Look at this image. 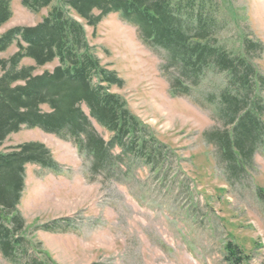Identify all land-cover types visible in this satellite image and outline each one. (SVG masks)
I'll return each mask as SVG.
<instances>
[{
  "label": "rangeland",
  "instance_id": "rangeland-1",
  "mask_svg": "<svg viewBox=\"0 0 264 264\" xmlns=\"http://www.w3.org/2000/svg\"><path fill=\"white\" fill-rule=\"evenodd\" d=\"M195 2L216 18L214 45L232 57L245 56L255 67L254 89L244 95L227 73L207 68L187 93L176 92L174 81L184 87L189 81L179 77L166 50L140 36L137 26L119 14L107 15L96 27L82 21L94 54L124 81L111 92L167 146L166 167L153 171L142 159L123 158L113 171L92 172L72 139L27 126L11 133L0 152L40 141L59 165L57 170L26 165L17 209L25 221L23 235L34 246L30 255L55 264H230L226 245L233 242L247 257L244 264H264V0ZM10 3L12 17L0 26V36L37 24L51 9L34 12L22 0ZM16 51L14 44L0 58ZM251 111L262 131L253 152L233 164L222 152L223 134H232ZM94 125L110 139L111 132ZM0 264L14 263L0 255Z\"/></svg>",
  "mask_w": 264,
  "mask_h": 264
},
{
  "label": "trees",
  "instance_id": "trees-1",
  "mask_svg": "<svg viewBox=\"0 0 264 264\" xmlns=\"http://www.w3.org/2000/svg\"><path fill=\"white\" fill-rule=\"evenodd\" d=\"M22 3L34 12L50 5L51 9L37 24L16 26L0 36V52L14 44L17 47L11 57L0 58V143L23 126L37 127L72 139L85 154L92 172L113 171L123 158L142 159L153 171L166 167L167 146L151 134L118 94L111 92V87H121L124 81L101 63L89 43L82 21L96 27L109 14H119L137 26L146 42L167 51L179 77L189 81L187 87L181 80L174 81L171 85L176 92L182 89V93H187L198 84L207 68L227 73L231 84L244 95L254 89L253 79L258 78L255 67L245 56L232 57L214 45L216 18L195 0H22ZM11 17L10 0H0V26ZM248 46L255 48L253 43ZM26 58L34 63L22 64ZM54 61L58 62L54 69L36 73L39 67ZM258 117L252 111L246 112L232 134H223L222 152L233 164L240 165L243 160L240 156L246 157L255 149L262 131ZM94 122L111 132L109 140L97 131ZM115 148L120 153L115 154ZM28 164L59 168L50 149L40 141H27L0 152V255L14 264H55L49 258L30 255L33 243L23 235L25 221L17 207ZM51 226L44 228L53 230ZM226 250L230 264L246 262L247 257L238 245L228 242ZM20 256L22 262L18 261Z\"/></svg>",
  "mask_w": 264,
  "mask_h": 264
}]
</instances>
